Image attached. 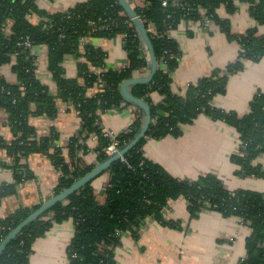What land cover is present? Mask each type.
I'll return each instance as SVG.
<instances>
[{"label":"trees","instance_id":"obj_1","mask_svg":"<svg viewBox=\"0 0 264 264\" xmlns=\"http://www.w3.org/2000/svg\"><path fill=\"white\" fill-rule=\"evenodd\" d=\"M145 0V8L135 7L152 39L159 62V70L150 84L132 87V93L149 104L152 123L147 134L124 158L114 162L109 168L111 181L105 189L106 201L100 204L93 185L89 183L71 195L65 202L58 203L44 216L26 227L0 255V264H30L34 242L44 235L54 223L72 219L75 233L68 247L69 264H116L115 249L122 244L127 233L138 237V230L151 218L163 225H170L164 217L170 201L184 197L189 202L192 214L201 209H210L225 216L243 219L251 227L248 252L240 264H264V196L256 192H230L215 177L200 178L195 182L179 180L169 175L163 168L152 164L145 156L143 147L147 138L160 139L168 134L179 135L181 124L191 123L201 113L224 121L236 128L240 134L241 147L234 156L241 176H262L259 166L253 163L264 154V93L257 95L251 103L250 112L240 117L215 108L211 104L213 96L224 93L230 75L240 72L247 61H258L264 56V34L258 28L245 33L232 32L229 20L221 19L219 10L225 7L229 14L236 10L234 0ZM250 16L264 26V0H248ZM38 15V22L31 17ZM171 17L168 18L167 16ZM209 17L230 40L241 45L239 59L228 65L227 75L219 71L200 79L191 85L184 95L172 93L170 71L178 65L180 50L177 43L168 37L154 36L148 22L155 23L160 32L171 27L176 29L183 20L200 21ZM125 36L128 66L121 71L108 70L95 74L93 67L105 65V53L90 44L84 46L81 54V40L86 38H114ZM29 38L35 46L49 48V68L58 87L59 98L70 103L80 114L81 131L71 140L68 147H58V133L38 138L35 128L30 125V117L57 115L56 97L48 86L37 77V67L32 51L18 45L21 39ZM85 57L80 63L79 77L66 78L63 62L66 56ZM175 56L171 59V56ZM15 64L12 70L17 82L10 83L0 77V106L9 114V125L14 133L11 145L0 137V148L6 147L15 158L16 177L22 179L20 168L23 159L31 154H44L51 158L61 177L56 195L71 187L77 180L91 172L95 165L84 169L74 167L87 151L85 141L93 134L98 136V159L102 163L109 159L106 149L111 140L104 136L100 112L118 109L127 102L121 86L133 78L141 69H149L150 61L142 37L128 14L117 0H89L79 3L68 12L48 15L40 10L36 0H0V69L7 64ZM163 64L170 71L163 69ZM92 87L100 91L89 96ZM162 99L154 101L153 94ZM128 104H131L127 102ZM140 115L128 133L116 137L120 148L130 143L141 129L144 116ZM83 134H86L83 137ZM67 149V151L65 150ZM27 178L30 173L27 172ZM14 186L0 188L2 201L15 194ZM34 209H20L0 221V243ZM52 214V216H50ZM49 216V218H47Z\"/></svg>","mask_w":264,"mask_h":264},{"label":"crops","instance_id":"obj_2","mask_svg":"<svg viewBox=\"0 0 264 264\" xmlns=\"http://www.w3.org/2000/svg\"><path fill=\"white\" fill-rule=\"evenodd\" d=\"M89 0H36L40 10L48 15L68 12L75 5ZM132 5L144 6V0H131ZM236 10L229 14L225 7L219 10L221 19L229 20L235 34L258 28V34H264L260 26L250 16L248 0H234ZM38 15L31 19L38 22ZM200 21L182 23L171 32L172 39L180 50L178 65L170 71L163 64L165 71H170V88L175 95H184L188 88L200 79L210 77L214 72L227 75L228 65L240 57L241 45L230 40L220 27L211 21L207 28ZM86 44L92 45L105 53V65L92 68L95 73L108 70L121 71L128 66L124 47V36L114 38H88ZM84 46L80 47L81 54ZM34 53L37 56V77L48 86L52 96L56 97L57 115L48 117H30L38 138L50 136L55 130L59 135V144L67 148L73 138L81 131L79 112L59 98L57 84L49 68V48L39 45ZM149 58V57H148ZM86 58L68 55L63 62L66 78L79 77L80 63ZM15 63L4 65L0 77L10 83L17 82V75L12 67ZM95 73V74H96ZM149 69H141L134 77H146ZM100 91L92 87L89 96ZM132 92V87L130 88ZM264 93V56L258 61H247L243 69L230 75L224 93L213 96V107L240 117L251 110V103L257 95ZM155 102L162 97L155 93ZM140 111L137 106L122 102L118 109L100 112L105 131L116 136L128 133ZM181 133L177 136L168 134L160 139L147 138L143 147L146 158L163 168L169 175L179 180L195 182L200 178L212 176L219 180L230 192H256L264 196V154L254 161L259 166L262 176H241L235 164L234 156L240 151V134L228 123L201 113L191 123L181 124ZM0 137L8 146L14 140V133L9 125V114L0 106ZM87 151L82 154L80 163L84 166L101 162L98 159V139L84 141ZM67 151V149H65ZM6 147L0 148V188L14 186L15 194L6 197L0 205V221L18 212L20 209H34L56 195V188L61 177L51 158L44 154H31L23 159L20 169L22 179L16 177V169L10 162ZM25 173L29 172L27 178ZM111 181L107 170L92 185L100 204L106 201L105 189ZM52 216V214L50 215ZM170 225H163L154 219H147L138 230V237L127 233L122 244L116 247V264H240L247 257L248 239L251 227L241 218L225 216L210 209H201L192 214L189 202L180 197L170 201L164 212ZM49 218V216L47 217ZM75 233L72 219L54 223L48 231L33 244L30 264H69L68 247Z\"/></svg>","mask_w":264,"mask_h":264},{"label":"water","instance_id":"obj_3","mask_svg":"<svg viewBox=\"0 0 264 264\" xmlns=\"http://www.w3.org/2000/svg\"><path fill=\"white\" fill-rule=\"evenodd\" d=\"M117 2L124 9V11L128 14L132 23L134 24V26L140 33L144 46L147 50L149 61H150V73L146 77H133L127 80L121 86V91H122L124 99L127 102L131 103L132 105L139 107L143 112L144 120H143L141 129L139 130L137 135L134 137V139L130 143H128L123 149H121V151L118 154L96 165L91 172H89L83 178L77 180L71 187L55 195L49 201L42 204L36 211L31 213L20 225H18L14 230H12L0 243V255L6 250L8 245L14 239H16V237L26 227H28L30 224H32L33 222L37 221L39 218L44 216L48 211L53 209L58 203L65 202L71 195L80 191L86 185L96 180L104 172L109 170V168L114 162L126 156L143 139L147 137V134L149 132V129L152 123V113H151L150 106L144 100L137 98L130 91V88L135 85H139V84H150L154 80V77L156 76L159 70V62H158V58H157V55L154 49L152 39L149 35V32L144 22L142 21V19L136 12L135 7L131 4L130 0H117Z\"/></svg>","mask_w":264,"mask_h":264},{"label":"built area","instance_id":"obj_4","mask_svg":"<svg viewBox=\"0 0 264 264\" xmlns=\"http://www.w3.org/2000/svg\"><path fill=\"white\" fill-rule=\"evenodd\" d=\"M130 2H132V1L130 0ZM131 4H132V3H131ZM146 5H147V3H146L145 0H144V6H142V7H139V6H136V5H135V6L133 5V6H134V7H139V8H145ZM162 6H163V7H167V6H168V0H163V1H162ZM167 17L170 18L171 16L168 15ZM148 23H149V24H148L149 29L152 30L154 36L159 37V38H164V37L172 38V36H171V32L173 31V29H172L171 27H169V29L166 30V31H164V32H160V31L157 30L156 25H155L154 22L149 21ZM201 23L204 25V27L207 28L208 26H210L211 19H210L209 17H206V16H205V17L202 19V22H201ZM87 39H88V38H86V39H82V40H81V45H86V40H87ZM18 45L23 46V47H25L26 49H29V50L32 51V55H33L34 58H35L34 63H35V65H36V67H37L38 60H37V56H36V54L34 53V50H35V48H36L37 46H35L29 38L21 39ZM125 46H126V40H125V36H124V47H125ZM170 58H171V59H174L175 56L172 55ZM178 59H179V58H178ZM104 72H106V71H101V72H98V73H96V74H100V75H101V74L104 73ZM85 135H86V134H83V137H85ZM92 136H93V138L98 139V136H97L96 134H93ZM104 136L107 137V138H109V139L111 140L109 146H108L107 149H106V154H107V156L110 158V157H112V156L118 154V153L121 151L122 148H120V146H119V142L116 140V137H117V136H116L113 132L105 131ZM81 143L84 144V141L82 140ZM55 147L58 148V147H61V145L58 143V144H56ZM10 157H11V156H10ZM10 159H11V160H10L11 165L15 166V158L12 156ZM122 159H123L125 162H127V160H126L124 157H122ZM75 167H79L80 169H84V166H83L80 162H79V163H76V165H75L74 167L70 164L71 171H72ZM242 221H243V219H242ZM243 223H245V222L243 221ZM245 224H246V223H245ZM247 225H249V224H247ZM261 247H264V245H261ZM245 259H246V258L242 259V262L245 261Z\"/></svg>","mask_w":264,"mask_h":264}]
</instances>
